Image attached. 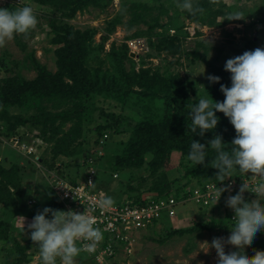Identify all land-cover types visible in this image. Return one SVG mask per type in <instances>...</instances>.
<instances>
[{"label":"trees","instance_id":"trees-1","mask_svg":"<svg viewBox=\"0 0 264 264\" xmlns=\"http://www.w3.org/2000/svg\"><path fill=\"white\" fill-rule=\"evenodd\" d=\"M33 1L45 5L49 10L45 15L47 27L45 30L48 29L52 43L61 45L56 50L59 71L53 73L48 70L32 52L29 58L32 68L38 73L35 79H26L20 73L0 77V134L6 137L19 136L18 138L23 139L20 126L30 131L36 130L34 137L41 138L50 146V159L45 161V156L40 159L48 169L57 166L63 157L72 160L80 158L81 161L75 162L78 167L74 173L70 172L71 176L67 174L62 177L72 183H76L77 178H85L86 172L83 174L82 171L92 162L98 169L94 186L105 189L114 202L132 198L136 204H144L147 202L145 197L149 194L156 202L161 199L167 200L172 196L178 202L177 210L193 202L200 205L199 211L204 215L212 216L208 223L197 222L191 228L174 229L167 238L193 234L204 228L209 230L220 227L228 230L227 227L233 222L231 218L233 210H225L223 218L220 214L218 219L213 216L218 213V209L225 208L227 189L221 192L215 205L214 199H209L207 204H203L202 201L195 202L192 199L193 190L200 188L204 191L208 183L218 187H225L229 181L244 184L246 180L252 178L250 173L252 170L246 169L242 172L237 169L231 177L218 181L216 180L218 169L210 164V160L216 156L215 149H206V160L203 165L194 164L187 159L192 139L208 146V140L216 134L221 135L225 143H231L235 135L234 126L222 112H216L220 118L216 128L205 131L203 136L196 135L191 130V117L188 115L199 96L211 98V95L213 99L223 101L224 94L220 84L225 86L231 84L230 73L225 70L224 65L211 63L210 74L217 75L221 79L219 82L207 80L203 89H199L188 78L184 79L178 73H170L168 70L162 72L152 67L136 70L135 60L129 56L126 43L118 46L116 42H112L106 59L98 60L95 54L92 55L95 58H92L87 52L89 51L87 45L93 37V31L77 29L70 24L69 19L74 18L78 12L88 11L90 7L105 8L113 0ZM194 5L199 6L202 12L191 14L178 7V0L126 1L119 14L109 22L107 35H103L100 48L103 50L104 41L115 31V25L127 18L128 29L138 27L133 34L127 36V39L146 36L150 47L157 50L158 55L163 50L172 56H180L183 53L191 59L204 58L205 55H199L195 50L184 53L182 40L188 36V32L184 29L183 19L188 18L190 22L201 26L218 27L231 20L226 18V13L234 10V7L227 6L224 0H194ZM164 18H167L166 22H163ZM140 24L145 25L146 29L139 28ZM170 29L175 30L173 35H170ZM34 34V31L30 30L27 34L15 35L16 42L21 45L23 51L28 45L22 43L21 38L23 36L31 38ZM153 37H157V40L154 41ZM201 43L197 42V45ZM146 56L150 57V53ZM94 60L99 62L97 66L92 67L89 63ZM107 61L110 66L103 67ZM128 61L132 63L130 69L125 66ZM65 78L69 81H65ZM95 97L115 99L122 104L134 100L135 106L140 110L138 113L130 115L121 113L119 116L105 113L102 117L103 121L91 129L95 133L92 147L90 138L84 136L83 123L85 114L89 111L90 101ZM44 102H49L50 108L44 105ZM11 107L21 108L25 115L11 114ZM30 112L35 113L28 115ZM67 125L69 127L65 129ZM109 132L128 133L129 137L126 141L108 143ZM224 148L230 152L232 145L226 144ZM3 153V159H0V215L7 217L4 219L0 216L2 243L11 239L8 234L13 235L14 231H20L13 222H10V216L19 215L27 218L44 208L39 198L32 197L34 199L32 202H26L28 193L22 192L21 188V176L25 167L19 162L20 155L10 160L12 154L18 152L10 149ZM173 157L178 160L176 164L173 162ZM28 163L32 164L33 169L35 164L31 161ZM177 173L178 176H173ZM114 176L119 178V187L116 188L115 194L110 190ZM246 187L249 191L242 189L244 198L251 199L254 195H260L252 191L253 186ZM47 189L48 205L45 206L64 210L61 201L54 194L52 185L47 183ZM261 202H264V198ZM163 220L164 217L154 221L142 232L153 231L157 226L164 224ZM167 222V226L172 227L168 220ZM261 231L253 244V249L264 250V228ZM150 238L159 242L166 240V238ZM12 239L11 251L7 249L6 243L0 248V258L2 257L0 264L6 261L10 262L7 264L30 262L31 258L27 251L35 242L30 238L27 243L22 244L16 238ZM253 249L247 254L254 255ZM85 254L86 252L82 251L77 258L80 259L81 255Z\"/></svg>","mask_w":264,"mask_h":264},{"label":"rangeland","instance_id":"rangeland-1","mask_svg":"<svg viewBox=\"0 0 264 264\" xmlns=\"http://www.w3.org/2000/svg\"><path fill=\"white\" fill-rule=\"evenodd\" d=\"M126 1L129 0H113L107 7L102 9L90 7L88 11L78 12L74 18L69 19L70 24L75 28L80 30L89 29L93 31V37L88 41L87 45V48L89 49L87 52L91 55L90 57L95 58L92 56L95 54L97 55L96 57L98 58L96 59L98 60L106 59V56L111 49L112 42H116L118 46L128 43L129 39H127V36L133 34L138 29V27L128 29V19L125 18L122 23H117L115 25V31L110 34L109 39L104 41L103 50L100 48L103 35H107L110 26L109 22L119 14ZM224 3L227 6L234 7V10L241 11V17L226 21L225 24L218 27L201 26L190 22L188 18L183 19L185 27L188 28L186 30L188 36L182 40L184 53L186 51L195 50L199 55H205L204 58L191 59L187 58L183 53L180 54V56H172L168 55L167 52L163 50L160 55H158V51L150 47L148 43L149 40L146 36H137L134 39L135 42H141V48L138 47V49L132 50L130 47L129 51V56L135 60L134 63L136 70L146 67H152L153 69L158 68L162 72L168 70L170 73H178L180 77L184 79L188 78V80L194 83L196 87L203 89V85H205L208 80L207 75L211 73V63L224 65L228 58L242 54V50H252L256 46L264 45V0H224ZM24 5L30 6L37 18V23L31 29L35 34L31 38L26 36L21 38L20 41L22 43H27L28 45L25 51H23L21 45L16 42L15 36L8 40L4 46L0 47V77L20 73V75L26 79H35L38 73L32 68V63L29 58V54L32 52L35 53L36 58L42 64L47 66L48 70L53 73L59 71L56 50L60 48L61 45L52 43L51 37L48 34V29L45 30V15L49 13L48 8L45 5L35 3L33 0H0V7L9 9H15ZM226 11H228V9H226ZM259 19L261 21H258ZM166 21L167 18H164L163 22ZM194 27H196V34L192 36L189 29ZM139 28L146 29V26L140 24ZM197 31L201 34H197ZM174 32V29H170L169 31L170 35H173ZM153 40L156 41L157 37H153ZM197 42L202 43L201 45H197ZM132 53L134 56H131ZM147 53H150V57L146 56ZM98 62L99 61L95 60L90 61L89 65L95 67ZM107 66H110L108 61L103 64V67ZM125 66L127 69H130L132 63L128 61ZM6 68L8 70H6ZM204 68V73H200ZM65 81H69L68 78H65ZM90 103L89 111L85 114L83 131L84 136L87 139L88 137L90 138L92 147L94 146L93 142L95 133L94 131H91V129L103 121L102 117L105 113H114L116 116H119L121 113L130 115L131 113H138L140 110L135 106L136 104L134 100L128 101L127 104H122L115 99L95 97L91 99ZM43 104L48 105V108H50L49 102H44ZM10 112L11 114L25 115L21 108L18 107H11ZM32 113L34 114L35 112H30L28 115ZM68 127L69 125H67L65 129H68ZM19 129L24 133L22 134V137H24L23 139L18 138L19 136L6 137L0 134V159H3V152L5 150L12 149L19 153L12 154L13 158L10 157V160L17 158L20 155L19 162L25 167L21 176V188L22 192L24 191V193H28L26 195V202L30 203L34 200L33 198L36 197L42 200L43 207H45V205H48V201L46 200V193L48 191L47 183L51 185V183L57 178H62L67 174L71 176L72 174H70V172L74 173L78 167L75 162L81 161V159L75 158L72 160L63 157L62 160H59L57 163L58 167L55 166L52 169H48L40 162V159L42 156H45V161L50 159V146L40 138L34 137L37 133L36 130L30 131L26 129V127L21 126ZM109 133L108 143L126 141L129 137L128 133ZM28 161L33 162L37 167L34 166L32 169V164H29L30 162L28 163ZM177 161L176 158L173 157V162L175 164ZM65 164L68 165L64 166ZM59 167H61L63 171ZM61 172L63 175H61ZM85 172L86 168L83 169L82 173L84 174ZM173 176H178V173ZM118 180L119 178L114 176L113 181L111 182L110 190L114 194L116 193V188L119 187ZM65 181L70 183L68 180ZM100 188L102 187H94V190L97 191ZM233 190V186L230 185L227 196ZM54 194L60 199L57 193L54 192ZM254 196H258L260 199L264 198V195L262 194ZM22 201L23 199L21 202ZM199 207L200 205L190 202L188 206L178 209V219L176 221H170L172 227L175 226L173 228L167 226L168 222L163 220L164 224L157 226L153 231H149L148 233L140 232V234H137L136 240L138 241H136V244L133 246L131 254L128 257H122L119 259L118 264H215L217 256L215 248H210L206 253L202 250L204 245L199 242L207 240L210 243L213 237H226L228 232L227 229L215 227L207 230L204 228L193 234L174 235L173 237L167 238L170 231H173L174 229L191 228L197 222L202 224L208 223L212 216L204 215L202 211H199ZM225 210H232L226 202L225 208L222 207L221 209H218V213L213 215L214 218L218 219L220 215V217L223 218ZM35 214L36 213L29 215V218H25L24 221L22 218H18L20 217L19 215L10 216V222H13L14 226L20 229V231H14L13 235L8 234V237L11 239L6 240L4 243L0 241V248H2V245L5 246L6 243L7 249L11 251L10 247H13L12 238H16L22 244L27 243L28 240H30V230L27 229V224L31 222V219ZM0 216L4 219L7 217L5 215ZM150 237L155 239L166 238V240L165 242H159L157 240H151ZM258 237L259 232L255 233L251 242H243V247L246 252L253 249V244ZM223 243L225 250H227L228 247L235 246L232 242L227 240H224ZM7 254L9 255V253ZM27 254L31 258L30 262L27 264H40L38 248L35 243L27 251ZM1 255L3 256V254ZM0 260H2V257ZM7 262L9 261L4 262L3 264H7ZM76 264H94V262L92 258L87 257L85 254L84 256L81 255L80 259L76 258Z\"/></svg>","mask_w":264,"mask_h":264},{"label":"clouds","instance_id":"clouds-1","mask_svg":"<svg viewBox=\"0 0 264 264\" xmlns=\"http://www.w3.org/2000/svg\"><path fill=\"white\" fill-rule=\"evenodd\" d=\"M178 7L191 14L202 12L199 6L194 5V0H178ZM241 15V11L234 10L227 12L226 18L236 19ZM36 23L37 18L33 9L28 5L15 9L0 7V47L17 34H27ZM194 29L195 35L196 27ZM131 39L126 43L129 51L130 47L132 50L138 49L133 44L135 39ZM224 68L230 73L231 84L230 86L220 84V89L224 94L223 101L215 100L211 95V98L199 96L188 115L191 117V130L196 135L203 136L205 131L216 128L220 119L216 112H222L234 126L235 135L231 143H225L223 137L216 134L208 140V146L199 140L192 139L187 159L194 164L203 165L206 160V149H215L216 156L210 160V164L218 169L216 180L224 181L226 177H231L237 169L242 172L250 169L252 175L261 178L252 191L264 194V45L228 58ZM204 71L205 68L200 73ZM207 79L209 82H219L221 78L208 74ZM226 144L232 145L230 152L225 150ZM89 170L90 165L86 167L85 178H77L76 183L64 178L57 179L68 180L70 184L80 185L87 182ZM96 172L97 168H95V174ZM55 181L51 183L53 189ZM91 183L89 181V184ZM94 187L93 184V189ZM242 189H247V187L240 183L237 189L226 197V204L233 210L231 217L233 222L227 227L226 237H213L210 243L207 240L199 242L204 245L202 250L206 253L210 248H215L217 253L215 264H264V250L253 249L254 255L250 256L243 247V242H251L255 233L262 232L261 229L264 228V202H261L258 196L251 199L244 198ZM100 190L108 193L103 188L97 191ZM223 190L224 186H217L218 198L214 196V205ZM54 192L56 193L55 189ZM59 200L64 210L45 206L37 211L31 222L27 224L30 238L38 248L40 264H76V258L82 251L92 258L89 252L96 249L103 239V233L96 225L93 215H89L86 210L83 212L66 210L62 200ZM112 204L111 196H105L99 201V206L102 208L111 207ZM18 218L25 220L23 216ZM224 240L232 242L235 246L225 250ZM128 256L129 254L126 255L119 250L117 255L110 260V264H118L119 259ZM93 262L96 264L94 260Z\"/></svg>","mask_w":264,"mask_h":264},{"label":"built area","instance_id":"built-area-1","mask_svg":"<svg viewBox=\"0 0 264 264\" xmlns=\"http://www.w3.org/2000/svg\"><path fill=\"white\" fill-rule=\"evenodd\" d=\"M189 32L191 35H194L195 29L191 28ZM133 44L135 48H141L142 46L141 42H134ZM90 163L87 182L73 185L63 179H57L54 189L64 203L66 210L72 209L78 212L86 210L89 215L95 217L96 225L103 233V239L98 243L96 249L89 252L96 264H110V260L117 255L119 250L126 253V255H130L133 246L138 241L136 240V235L152 225L154 221L160 220L162 217L171 221L178 219L179 213L176 209L178 202L172 196L167 200L161 199L159 202H156L152 195L149 194L145 197L147 202L144 204H136L135 200L131 198L123 202L113 201L112 206L108 208L100 207L99 201L108 195L102 190L94 191L93 176L95 168L92 162ZM250 173L251 175L253 174L252 171ZM260 180V177L252 175V178L246 180L244 185L253 186L254 189ZM89 181L92 183L89 184ZM230 185L235 190L239 184L235 181H229L224 189L228 191ZM216 189L217 186L213 183L206 184L204 191L200 188H195L192 193V199L195 202L202 201L203 204H207L209 199L217 196Z\"/></svg>","mask_w":264,"mask_h":264},{"label":"water","instance_id":"water-1","mask_svg":"<svg viewBox=\"0 0 264 264\" xmlns=\"http://www.w3.org/2000/svg\"><path fill=\"white\" fill-rule=\"evenodd\" d=\"M131 56H134L133 53L131 54Z\"/></svg>","mask_w":264,"mask_h":264}]
</instances>
